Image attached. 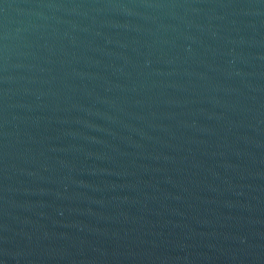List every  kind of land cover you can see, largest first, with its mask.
Returning <instances> with one entry per match:
<instances>
[{"label":"water","instance_id":"obj_1","mask_svg":"<svg viewBox=\"0 0 264 264\" xmlns=\"http://www.w3.org/2000/svg\"><path fill=\"white\" fill-rule=\"evenodd\" d=\"M0 264H264V0H0Z\"/></svg>","mask_w":264,"mask_h":264}]
</instances>
